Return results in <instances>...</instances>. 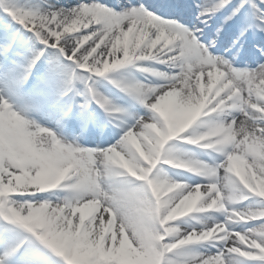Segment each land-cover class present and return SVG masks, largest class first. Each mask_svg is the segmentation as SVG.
<instances>
[{"label":"snow or ice","instance_id":"1","mask_svg":"<svg viewBox=\"0 0 264 264\" xmlns=\"http://www.w3.org/2000/svg\"><path fill=\"white\" fill-rule=\"evenodd\" d=\"M0 264H264V0H0Z\"/></svg>","mask_w":264,"mask_h":264},{"label":"bare ground","instance_id":"2","mask_svg":"<svg viewBox=\"0 0 264 264\" xmlns=\"http://www.w3.org/2000/svg\"><path fill=\"white\" fill-rule=\"evenodd\" d=\"M103 47V46H102Z\"/></svg>","mask_w":264,"mask_h":264}]
</instances>
